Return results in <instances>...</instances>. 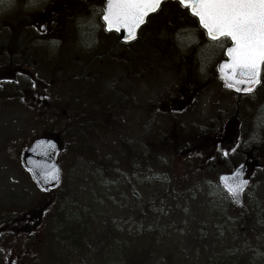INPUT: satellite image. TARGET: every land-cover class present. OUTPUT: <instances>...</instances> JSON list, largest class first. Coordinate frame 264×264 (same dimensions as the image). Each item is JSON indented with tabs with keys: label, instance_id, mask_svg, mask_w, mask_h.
Listing matches in <instances>:
<instances>
[{
	"label": "rangeland",
	"instance_id": "rangeland-1",
	"mask_svg": "<svg viewBox=\"0 0 264 264\" xmlns=\"http://www.w3.org/2000/svg\"><path fill=\"white\" fill-rule=\"evenodd\" d=\"M172 24L160 35L165 56L154 41L143 59L102 62L113 72L99 78L77 71L93 63L57 57L55 43L42 103L0 102V264H264V149L251 150L264 141V68L239 99L216 74L223 51L208 50L197 21ZM187 78L197 84L192 107L163 113V100L190 95ZM46 134L62 148L63 181L50 194L22 164ZM248 157L251 185L237 206L218 176Z\"/></svg>",
	"mask_w": 264,
	"mask_h": 264
},
{
	"label": "flooded vegetation",
	"instance_id": "flooded-vegetation-1",
	"mask_svg": "<svg viewBox=\"0 0 264 264\" xmlns=\"http://www.w3.org/2000/svg\"><path fill=\"white\" fill-rule=\"evenodd\" d=\"M13 1V9L0 10V88L2 91L16 89L15 92L0 94V102L5 105L20 99L33 106L42 103L46 89L51 85L47 79L54 74L55 43L57 57L93 63L77 68V71L99 78L113 72L111 68L102 66V62L111 66L116 60L131 62L143 59L140 56L149 54L151 41L158 42V53L165 56V40L160 35L166 21L175 17H166L165 13L161 15L160 10L148 17L134 41L125 42L120 40L117 32L105 30L100 10L106 0ZM41 24L46 30H39ZM129 71L128 81L133 82L136 71L133 68ZM45 76L47 78H43ZM141 76L146 81V76ZM184 81L190 95L166 98L160 103L163 113L180 114L192 107V91H197V84L192 78ZM3 87H7L6 90ZM25 92L29 93L30 99H26ZM180 93L183 95L184 90L179 88ZM143 111L147 115V110Z\"/></svg>",
	"mask_w": 264,
	"mask_h": 264
},
{
	"label": "snow or ice",
	"instance_id": "snow-or-ice-1",
	"mask_svg": "<svg viewBox=\"0 0 264 264\" xmlns=\"http://www.w3.org/2000/svg\"><path fill=\"white\" fill-rule=\"evenodd\" d=\"M11 2L0 0V5L10 6ZM179 3L205 30L208 50L223 51L225 59L218 65V71L223 74L221 78L226 86L239 93H251L261 82L264 68V0H179ZM160 6L161 0H106L100 16L106 31L124 30L123 40L133 41L149 13ZM39 30H46L45 25L41 24ZM227 154L225 151L224 155ZM59 171L55 165L45 167L43 176L47 182L58 181ZM231 175L234 178L226 184V189L239 203L240 194L248 185V180L243 179V166L233 170Z\"/></svg>",
	"mask_w": 264,
	"mask_h": 264
},
{
	"label": "water",
	"instance_id": "water-1",
	"mask_svg": "<svg viewBox=\"0 0 264 264\" xmlns=\"http://www.w3.org/2000/svg\"><path fill=\"white\" fill-rule=\"evenodd\" d=\"M164 0H161V2ZM179 2V0H177ZM151 14V13H149ZM116 31V30H115ZM120 34L121 39L123 40V36L126 35V32L124 30H121L118 32ZM222 62V61H221ZM220 62V63H221ZM219 72V71H218ZM262 73V72H261ZM220 76L222 77V73H220ZM225 84L226 81L224 80ZM260 84V83H259ZM257 84L255 88L259 85ZM254 88V89H255ZM253 89V90H254ZM60 151V145L58 141L54 138L50 137H41L37 140H35L24 152L23 154V164L25 168L28 170L29 168L32 169L30 172L33 180L37 183L39 188L41 189L42 192L44 193H50L53 192L54 189L61 184L62 177H61V168L57 162V156ZM54 153V154H53ZM52 165H55L60 171L57 173L59 176L58 181H51L47 182L45 180V177L43 176V171L45 170V167L51 168ZM243 166V179H245L247 173H248V164L247 163H241L238 165L235 169H237L239 166ZM223 178V179H222ZM233 176L231 173L229 174H221L219 176V183L221 187L227 191L226 189V184L231 183L233 180ZM248 180V185L250 183L249 179ZM248 185L244 188V191L240 194V202L237 203L231 194L229 195L232 197V200L237 203V204H242L243 202V194L245 190L247 189ZM228 192V191H227Z\"/></svg>",
	"mask_w": 264,
	"mask_h": 264
},
{
	"label": "trees",
	"instance_id": "trees-1",
	"mask_svg": "<svg viewBox=\"0 0 264 264\" xmlns=\"http://www.w3.org/2000/svg\"><path fill=\"white\" fill-rule=\"evenodd\" d=\"M239 95H241L240 97L242 98V96H244L245 94H241V93H239ZM79 126H76L74 129H77ZM69 135H71L72 136V134H70V132H69ZM56 137L58 138V136L56 135ZM189 139H186V145H185V142L184 141H182V142H180V146H182V147H187V146H191V145H189ZM205 144H206V142L203 144L204 146H205ZM227 147L229 146V143L226 145ZM218 147V146H217ZM258 148H259V150H262V149H264V141L262 140V142H260V143H254L253 144V146L251 147V150H255V151H257V154L259 155L260 154V151L258 150ZM196 149H198V147L195 145L194 147H192L190 150H187V151H185V152H187L188 154L186 155L187 157H190L192 154H191V152L193 151V150H196ZM218 149H219V151H220V153L221 154H224V152L225 151H222L221 150V148L220 147H218ZM228 150V149H227ZM195 156H196V154H195ZM214 159V158H213ZM214 161V160H213ZM218 163H220V161H217ZM234 163V162H233ZM235 165V164H234ZM233 165V166H234ZM236 166V165H235ZM234 166V167H235ZM40 211H39V209H36L35 210V213L39 216V213ZM19 223H20V221L19 220H17V219H14V225H13V227L12 228H15V227H22L23 229H26V228H24V223H20V226H19ZM5 231V230H4ZM3 236V239H5L6 237H7V230L5 231V234H0V239H1V237ZM2 241V240H1ZM217 264H219V262L217 263Z\"/></svg>",
	"mask_w": 264,
	"mask_h": 264
}]
</instances>
